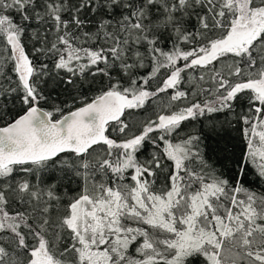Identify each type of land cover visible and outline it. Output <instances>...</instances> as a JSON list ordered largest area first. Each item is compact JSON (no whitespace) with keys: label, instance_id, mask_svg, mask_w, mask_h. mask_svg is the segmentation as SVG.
Here are the masks:
<instances>
[{"label":"snow or ice","instance_id":"obj_1","mask_svg":"<svg viewBox=\"0 0 264 264\" xmlns=\"http://www.w3.org/2000/svg\"><path fill=\"white\" fill-rule=\"evenodd\" d=\"M0 264H264V0H0Z\"/></svg>","mask_w":264,"mask_h":264}]
</instances>
